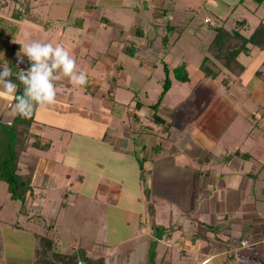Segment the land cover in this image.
<instances>
[{
  "label": "crops",
  "instance_id": "1",
  "mask_svg": "<svg viewBox=\"0 0 264 264\" xmlns=\"http://www.w3.org/2000/svg\"><path fill=\"white\" fill-rule=\"evenodd\" d=\"M7 1L0 0V53L5 58L0 59V64L33 40L59 43L75 58L77 69L88 77L85 86H73L67 80L57 85L58 93L62 91L57 99L60 106L104 115L100 122L91 120L93 126L86 131L61 123L50 130L44 128L47 124L43 121L39 123L44 125H34L36 120L31 124L30 132L38 134L49 147L26 150L37 162L25 211L36 210L39 217L48 218L52 228L43 233L29 231L33 251L38 236H48L62 252L79 246L87 256H102L105 264H128L129 256L138 248L133 258L146 264L149 244L156 239L154 231L159 230L162 235L156 239L157 262L166 256L170 264H264V79L254 70L244 86L242 76L255 53L254 47L250 53H242L243 60L241 54L238 56L244 65L239 76L221 70L219 75L224 72L223 77H227L225 90L221 89L223 77L218 80L219 75L215 78L200 75L201 59L197 67H192L199 71L197 80L191 79L190 59L185 56L178 61L186 64L189 79L171 81L169 89L174 85L180 90L184 88L183 96L173 108L188 104V114L156 113L163 120L157 122L152 116L144 119L141 102L135 99L137 93L128 98L123 94L140 88H130L124 67L129 54L124 48L133 46L130 58L140 56L137 58L141 60L136 62L139 67L143 66V59L152 67L157 62L162 68L166 63L169 70L177 65L168 63L169 51L162 47L164 36L167 42H174L176 33L183 29L179 27L182 25L179 14L173 11L175 7L171 6V12L163 7L171 0H28L31 18L12 16V7L4 8ZM242 1H237L221 20L227 28L244 19L243 34L247 36L264 21V13L259 15L264 0L253 7ZM140 9L150 10L148 22L160 31L154 32V39L148 37L147 25H141ZM109 10L133 13L130 17L135 22L129 32L125 23L130 21L122 20V15L110 14ZM167 25L174 27L167 32ZM212 33L213 30L208 32L207 42ZM235 84L248 89V93L241 86L231 93ZM134 100L139 107L135 102L132 104ZM5 101V104L0 101V120L9 122L13 116L12 106L8 105L11 99ZM45 108L47 114L54 110L52 105ZM175 119L178 125L172 129ZM224 137L227 138L222 140ZM12 201L16 200L9 199L6 191L0 192V264L17 260L6 255L4 230L8 233L23 230L12 221L14 211L23 209L20 202ZM119 216L123 217L124 227L131 229L128 236L113 243L123 248L120 252L105 253L106 248L94 240H90L91 245L82 244V230L92 234L106 232L109 218L115 224ZM78 217L85 219L83 228L76 226ZM152 224L161 228L153 229ZM134 239L137 243L129 245ZM241 239L247 241L246 246L239 245ZM106 254L117 257L107 259ZM30 258L28 264H34V254Z\"/></svg>",
  "mask_w": 264,
  "mask_h": 264
},
{
  "label": "rangeland",
  "instance_id": "2",
  "mask_svg": "<svg viewBox=\"0 0 264 264\" xmlns=\"http://www.w3.org/2000/svg\"><path fill=\"white\" fill-rule=\"evenodd\" d=\"M173 1V2H172ZM239 1V0H237ZM236 0H171L170 4H168V1H166L163 5V7H166L167 9H171V6L175 9H173V11L175 12V14H179V17L181 18V22L182 25L179 26L180 28H183L182 31H178L176 34L177 39L172 42V40H168V42L166 43V49L169 52L167 53V61L170 65H178V61L184 59V57H188L191 61V64L189 66V70L191 72V79H198V76L201 75L202 70L200 69V63H199V69H200V75L198 74L199 71L194 70V68H192L193 66L197 67V61H199L200 59L203 58V56L205 54H207V50H206V45H207V41H206V36H208V32L210 30H212V27L214 25H222V23H224L222 19L223 15L228 14L231 11V7L233 5L236 4L237 2ZM242 3L245 6H249L250 4L251 6H256L257 3L254 0H243ZM240 5V4H238ZM242 5V4H241ZM223 6V7H222ZM225 6V7H224ZM243 6V5H242ZM10 7H12V10L14 8V3L11 2V0H8L4 6V8L7 10ZM18 9V8H17ZM139 14L138 16L141 17V25L145 26L147 25V29H148V37L150 39H154L153 34L154 32H157L158 34L160 33V31L158 29L155 30V26H153L152 24H150L149 21V16H150V10L149 12H145L144 10L140 9L138 10ZM171 12V10H170ZM109 13L112 15L117 16H121L123 17L122 20L124 21H130L129 24L128 22L125 23L126 26V30L129 32V28L134 24L133 23V19H131L132 17H130V15L133 16V13H129L127 10H109ZM262 13H264V9L262 8L259 11V15ZM205 18H209V22L207 23L204 21ZM239 18V16H238ZM74 19V18H73ZM43 21V20H42ZM41 23H44V21ZM135 22V21H134ZM63 25L66 27V23L63 22ZM228 25V24H226ZM93 29H97L94 25H91ZM234 26V25H233ZM233 26L227 27L226 29H232ZM225 27V26H223ZM91 28V27H90ZM109 30V29H108ZM177 30V29H176ZM242 32L245 31V28L241 29ZM84 34V33H82ZM157 34V35H158ZM93 47V46H92ZM93 49V48H91ZM152 49L154 50V46H152ZM134 50V48H133ZM152 50V51H153ZM255 50V53H253V56L251 58H249L248 63H247V68L245 70V73L242 75L243 78V84L244 82L248 81L247 77H250L253 73L254 70H257L258 68L256 67H261L262 61L264 60V51L257 49V48H253L252 51ZM80 54H83V49L80 48ZM157 51H154V54H156ZM181 54L183 56H181ZM242 55V60L244 58V55ZM140 56H132L130 58V55H127V61L125 62V70L127 72V77L129 79V82L131 83L130 88L131 89H135V87H140L139 89H137L135 92L132 91H126L123 92L125 97H129L130 94L132 93H137V96L135 95V99H139L141 102V106L143 108V114H145L144 119L146 116H152L151 114L153 112L155 113H159L161 116H186L188 114V109L189 107L187 105H182V106H178V107H174V104L178 101L179 97H182L183 94L182 92L184 91V88H182V90L179 89V87H177V85H174L173 87H171L169 89V94L167 96H165L164 98H162L159 106L156 108V110L151 109V107L149 106L150 103H153L156 99L157 96L161 90L162 87V82L164 79V69L161 67V64L159 62H157V64L153 67L151 65H148V60L143 59L142 61V67H139V65H136V62H138L139 60H141L140 58H137ZM5 59V58H3ZM80 63L78 62V64H82V59L80 56ZM160 59V58H159ZM186 59V58H185ZM246 60V59H245ZM174 63V64H173ZM193 64V65H192ZM156 67V68H155ZM256 68V69H254ZM264 68V65L261 67ZM260 69V68H259ZM149 71V76L147 75ZM170 74L169 77L171 79L172 82L177 83V79L174 77L173 72H172V68H170L169 70ZM198 74V76H197ZM148 76V77H147ZM225 76V73L223 72V74L219 75L218 80ZM252 77V76H251ZM236 78V77H234ZM200 81H202V79L200 78ZM229 82L231 83V81L229 80ZM173 83V84H175ZM240 86L238 84H235L233 87H231L230 92H237L240 90ZM244 86H246V83L244 84ZM225 84L222 85L221 89L225 90ZM242 87V86H241ZM243 90L248 93V89L245 90V87H242ZM124 90H127L126 88H123ZM227 89V88H226ZM139 93H138V92ZM244 91H240L241 95L245 96ZM59 93H62V91H60ZM239 94V93H237ZM247 95V94H246ZM239 96V95H238ZM9 99L8 97H0V101L3 102V104L6 103L5 100ZM135 100L132 102V104H134ZM136 103V102H135ZM189 103V102H188ZM131 104V105H132ZM124 105H122L123 108ZM52 109L53 112L47 114L46 113V108L45 107H37L36 108V113H35V120L38 122H35L34 125H44L42 122L39 123L40 121H43L44 123H46L47 125H44V128L46 130H50L53 129L56 126V124H62L65 126H69V127H73L75 129L79 128V130L82 131H86L92 128L93 124H91V120H95L96 122H100L102 121L101 116H104L103 114H100L96 111H84L82 112V109L80 108H75L74 110L70 111V107H67L65 110V105L62 107V105L60 106L59 102L57 101L54 105H52ZM61 107V108H60ZM130 108H134L133 106H130ZM185 109V110H183ZM11 110V109H10ZM63 111V112H62ZM58 116V117H56ZM1 119V117H0ZM10 121V120H9ZM52 123V124H49ZM100 124H98L99 126ZM178 125L177 119L174 120V123L172 124V129H175ZM103 127V125L101 126V128ZM238 130H240V127L238 128ZM228 132L231 133V129L229 127ZM230 135L228 134V137ZM227 137H224L222 140H225ZM30 152L33 153H37V151L30 149ZM6 191V183L2 180H0V192L1 193H5ZM71 199V195L69 197ZM15 202L16 204H19L16 201H12ZM8 206H11V203H7ZM65 206V205H64ZM25 207V206H24ZM52 207V206H51ZM66 207V206H65ZM7 212V211H6ZM35 211H29V210H20V211H14V219L12 220L13 222H15L16 224H18L20 227L23 228V230H19L16 231L14 233H8L6 230H4V234H3V239H4V248L6 251V255L8 257V259H11V257L13 258H17V260L15 262H11L6 260V262L4 264H28L29 260L31 259L30 256L32 254H34V264H35V251H33L32 249V236L30 235L29 231L32 230L36 233H43V230L45 231H52V228L49 227V222L48 218H42L39 217V215H37ZM3 213V211H2ZM32 217V218H30ZM123 217L119 216L116 218V220L118 221L117 223H113V218H109L108 220V228L106 229V232H102L99 234H92V233H83L84 230H82L80 232L81 235V239H82V244L83 245H91V241L90 240H94L98 243H100V245L104 246L106 249L104 250L105 253L110 252V250H113L114 252H120V250H122L123 248H120L119 246H115L113 243L116 240H119L122 237H126L128 236V234L131 233V229L130 227L126 228L123 225V220H121ZM73 219V218H72ZM77 224L76 226L78 228H83L82 227V222L85 221L84 218L82 217H78L75 219ZM46 222H47V226H46ZM53 225V224H52ZM51 226V225H50ZM59 226V225H58ZM87 227V225H86ZM112 227H114L113 229H111ZM55 230H57V226H55ZM53 230V231H55ZM64 228H62V235H65V233L63 232ZM59 231V230H57ZM97 239H93L96 238ZM65 237V236H63ZM79 239V237H78ZM165 240V238H164ZM61 241V240H60ZM135 242L137 243V239L131 240L129 245L131 244H135ZM139 245V244H137ZM114 246V247H113ZM125 247V246H124ZM137 248V247H136ZM139 252V249H135V251L133 250V253L135 255H137V253ZM107 255V259L108 258H112L114 259L115 257H117L116 255ZM132 255V254H131ZM132 255L131 257L129 256V263L128 264H140L142 263L141 260H138L136 257L133 258ZM113 256V257H112ZM128 257H126L125 260H127ZM138 261V263H137ZM82 262V261H81ZM79 262V263H81Z\"/></svg>",
  "mask_w": 264,
  "mask_h": 264
},
{
  "label": "trees",
  "instance_id": "3",
  "mask_svg": "<svg viewBox=\"0 0 264 264\" xmlns=\"http://www.w3.org/2000/svg\"><path fill=\"white\" fill-rule=\"evenodd\" d=\"M12 1L14 3V8L11 12L12 16L16 18H31L28 0ZM254 1L259 5L263 0ZM109 24L115 25L111 21H109ZM172 28L167 25L165 29L169 32ZM243 28H246L244 19L236 20L232 29H226L222 25H214L212 27V37L206 45L208 52L201 59L199 66L204 77L215 78L222 69L239 76L244 71V65L239 61L238 56L242 53H250L252 47L264 51V21L261 20L247 36L241 31ZM166 43L167 38L164 36L162 38V47H165ZM124 50L129 55L134 54L132 45L126 46ZM7 62L13 73L10 79L17 84V94H22L23 85L20 84L16 74L20 69L27 70L30 67V63L27 57H24L23 62L20 63L17 55L14 54L10 56ZM262 64L264 65V60ZM261 67L255 73L258 77L264 79V68ZM2 68L3 64H0V70ZM163 69L165 75L161 91L157 100L149 105L153 110H156L159 106L171 84L170 71L166 63H163ZM172 72L178 81L184 82L189 79L184 62L174 66ZM222 82L226 85L227 77H223ZM13 103L14 101L11 99L9 105L12 106ZM135 106L139 107V102H136ZM35 110L36 108L32 117L28 119L12 116L9 122L0 120V180L6 183L8 198L19 201L21 209L24 210L26 195L32 189V174L37 162V158L33 155H28L26 150L28 147L41 150L49 147V143L42 142L38 134L30 132V126L35 120ZM152 118L154 121L163 122L155 112L152 113ZM152 228L159 229L161 226L152 224ZM156 243L157 240L154 239L149 244L146 264H170L166 256H163L158 262L155 260ZM35 256V264H105L102 256H87L79 246L62 252L56 248L55 242L48 236H38ZM81 261L82 263H79Z\"/></svg>",
  "mask_w": 264,
  "mask_h": 264
},
{
  "label": "clouds",
  "instance_id": "4",
  "mask_svg": "<svg viewBox=\"0 0 264 264\" xmlns=\"http://www.w3.org/2000/svg\"><path fill=\"white\" fill-rule=\"evenodd\" d=\"M27 57L30 67L16 74L23 85L22 94H17V84L10 77L12 69L7 61L0 70V97L14 101L11 114L31 118L36 107L54 105L58 99L57 85L67 80L73 86H85L87 74L77 69L75 58L59 43L33 40L20 47L17 58L20 63ZM0 59L3 54L0 53Z\"/></svg>",
  "mask_w": 264,
  "mask_h": 264
},
{
  "label": "built area",
  "instance_id": "5",
  "mask_svg": "<svg viewBox=\"0 0 264 264\" xmlns=\"http://www.w3.org/2000/svg\"><path fill=\"white\" fill-rule=\"evenodd\" d=\"M204 21H205V22L209 21V18H205ZM8 105H9V104H8ZM239 245H240V246H246V245H247V241H246L245 239H241V240L239 241Z\"/></svg>",
  "mask_w": 264,
  "mask_h": 264
},
{
  "label": "water",
  "instance_id": "6",
  "mask_svg": "<svg viewBox=\"0 0 264 264\" xmlns=\"http://www.w3.org/2000/svg\"><path fill=\"white\" fill-rule=\"evenodd\" d=\"M161 235H162V232L161 231H159V230H155L154 231V237L156 239H160L161 238Z\"/></svg>",
  "mask_w": 264,
  "mask_h": 264
}]
</instances>
